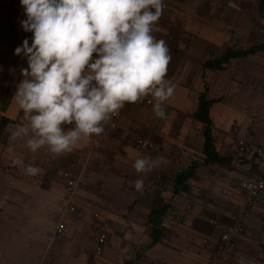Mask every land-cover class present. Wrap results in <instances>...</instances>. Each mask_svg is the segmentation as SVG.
<instances>
[{"label": "crops", "instance_id": "1", "mask_svg": "<svg viewBox=\"0 0 264 264\" xmlns=\"http://www.w3.org/2000/svg\"><path fill=\"white\" fill-rule=\"evenodd\" d=\"M167 1L169 13L159 20L161 30L154 35L157 39L165 40L172 50L167 76L176 85L175 93L166 105L167 119L157 118L151 105L126 102L120 115L112 120L114 127H106L105 132L111 141L105 147L102 146L100 152L112 153L116 163L124 162L123 169L116 174L121 178V186L134 194L131 195L132 211L128 215L122 217L110 209L93 211L89 219L93 247L96 239L95 212L110 219V229L109 242L103 254L97 257L92 249L91 264H125L127 261H134L135 264H209L222 232L233 223L232 215L241 216L246 231L230 264H243L241 261L249 257L251 248L264 244V203L248 206L240 187L244 177L253 173L264 176V162L257 166L254 157L241 155L236 150L238 137L264 145V52L232 59L222 69L204 68V63L219 56L226 46L239 44L249 49L256 44H264V13L260 12V0ZM11 6L18 8L15 15L26 17L20 0L0 2V35L4 39L8 37L1 39L0 45L4 48L0 51V119L5 116L15 121L23 113L12 97L22 79L21 68H27V59L14 53L28 38L25 32L18 35L22 27L20 19H12L13 14L7 11ZM11 26L17 27V34ZM28 40L31 46V40ZM206 86L211 98H220L212 104L210 116L217 150L223 156H231L224 163H204L206 124L188 116L197 110L199 95ZM17 125L19 123L12 122L5 128L3 140L8 139V143L0 141L2 162L11 163L12 160L35 154L25 147L24 139H11ZM234 127H238L237 133H234ZM129 135L138 136L136 140H151L160 145V149L156 151L138 142V145H133L125 139ZM105 136L104 143L107 140ZM94 138L72 152L79 154L75 167L77 171L74 173L87 168L89 160L95 157L91 153ZM111 143L114 149H106ZM86 147V151L81 152ZM10 148L12 151H9ZM141 157H164L167 162L161 163L147 175L137 174L133 164L135 159ZM193 162H197L198 167L195 175L187 180V190L175 192L176 174L189 168ZM256 168H259V172L255 171ZM164 175L172 179L168 178L164 183L161 179ZM95 178L90 177L89 182ZM139 178L145 183L143 192L136 191L134 187V182ZM20 181L18 178L11 181L6 179L10 187L3 186L1 183L4 181L0 182V189L1 186L9 189L0 193V216L11 219L12 213L16 214L20 209L16 221L22 218L28 221V213L35 215V212L28 209L27 205L23 209L13 207L8 201L18 202L16 197L20 195L13 193V187H21ZM63 185L60 220L69 221L70 214L81 208L78 194L85 186L75 195L77 210L69 211L65 204ZM53 198L58 204V197ZM159 198L169 203L170 207L157 226L160 228V238L151 245L149 215L154 201ZM190 205L192 212L186 210ZM48 208L47 205L44 207ZM44 209L41 208L40 216L46 217L49 212ZM213 219L218 223H213ZM54 229L51 233L52 242L56 240Z\"/></svg>", "mask_w": 264, "mask_h": 264}, {"label": "clouds", "instance_id": "2", "mask_svg": "<svg viewBox=\"0 0 264 264\" xmlns=\"http://www.w3.org/2000/svg\"><path fill=\"white\" fill-rule=\"evenodd\" d=\"M32 33L15 55L27 59L13 100L22 110L11 134L24 139L32 153L42 148L56 157L101 137L114 125L126 102L152 105L153 114L167 119L166 105L176 85L168 78L172 50L157 39L164 0H20ZM95 54V55H94ZM9 151H12L10 148ZM164 157L137 158V174L147 175ZM13 164L28 176L41 174L20 159ZM143 192L142 178L134 182Z\"/></svg>", "mask_w": 264, "mask_h": 264}, {"label": "rangeland", "instance_id": "3", "mask_svg": "<svg viewBox=\"0 0 264 264\" xmlns=\"http://www.w3.org/2000/svg\"><path fill=\"white\" fill-rule=\"evenodd\" d=\"M2 1L0 0V2ZM7 11L13 14L12 19H18V21L20 19V22L26 19L20 14L15 15V12L18 11L16 6L8 7ZM11 29L17 34L16 26H11ZM24 32L22 29L20 32L18 31V35ZM0 34L2 35V33ZM1 35L0 45L1 39L8 38L5 37L4 39V36ZM25 37L31 40L32 33L25 32ZM1 50H4V48L0 47ZM140 105L151 104L143 103ZM20 117L15 119L14 123L20 124ZM105 137L107 140L105 143L103 142L104 145L93 148L91 151L95 157L89 160L87 165L88 183L78 194L80 198L78 203L81 208L79 211L71 213V219L66 221L69 231L53 242L51 241V233L61 218V208L63 207V184H65L68 175L77 171L75 167L79 161V154L70 153L66 156L56 157L48 150H40L33 156L20 157L19 159L24 166L32 164L42 169L41 174L37 176L26 175L23 167L13 164L14 160L11 163H6L2 162L0 157V182L4 181L1 184L10 187V182L6 183V179L7 181H11L13 178L21 180V187L12 186L13 193L20 195L16 197V200L20 203L13 200L8 201L12 203L13 207L18 206L23 209L27 205L28 209L31 208L35 212V215L28 213V221H32L34 224L28 222L26 218L25 220L22 218L20 221H16V217H18L16 214L21 212L20 209L17 210L16 214L12 213L11 219L0 216V264H91L94 238L91 234V220L89 219L93 211H107L110 209L116 211L119 216L128 215L132 211L131 195L134 194L121 186V178L116 174L123 169L124 162L117 161L116 163L112 153L102 154L100 152L108 141H111L107 133ZM137 138L136 135L125 136V139L131 141L133 145H138ZM2 143L7 144L8 139L7 141L6 139L3 140ZM107 147L106 149L110 147L114 149L112 143ZM86 149L87 147L81 152H85ZM93 176L96 177V180L89 182L90 177ZM162 177L164 183L168 178L172 179L170 176L164 175ZM15 184L18 185L19 183ZM1 188L0 193L9 190L3 189L2 186ZM54 196L58 197V204L57 200L53 198ZM47 197H51L48 202H46ZM46 205L50 209H44ZM41 208L49 212L46 217L40 216ZM186 210L188 211V209ZM192 210L188 212H192ZM262 246L264 247L263 243L251 248L249 257L247 256L246 260L244 259L241 263L264 264V248Z\"/></svg>", "mask_w": 264, "mask_h": 264}, {"label": "built area", "instance_id": "4", "mask_svg": "<svg viewBox=\"0 0 264 264\" xmlns=\"http://www.w3.org/2000/svg\"><path fill=\"white\" fill-rule=\"evenodd\" d=\"M164 4L165 8L162 17L169 13L168 1L164 0ZM143 103L148 102L145 100ZM233 131L234 133H237L238 127H234ZM103 142L104 134L99 138H94V148L100 147ZM137 142L142 146L152 148L156 151L160 149V145L152 142L151 140L139 138ZM236 150L241 155H250L254 157L257 162H264V145L256 143L253 140L238 137L236 141ZM88 178L89 173L87 168H84L82 171L70 174L66 177L64 199L67 210H77L78 206L74 202L75 195L79 189L88 183ZM240 187L245 194V202L248 206H256L264 203V176L258 173H253L247 177H244L240 181ZM187 209L188 211H191L192 207L188 206ZM94 218L96 219L94 222V228L96 229V239L93 251L97 257H100L109 242L110 219L106 216H103L100 212H95ZM232 219L233 223L222 232L220 239L213 250L209 264H230L234 258L238 244L243 240L244 233L246 231V225L240 215H232ZM212 222L218 223L216 219H213ZM68 231L69 226L67 225L66 220L61 219L55 226L54 237L60 238Z\"/></svg>", "mask_w": 264, "mask_h": 264}, {"label": "trees", "instance_id": "5", "mask_svg": "<svg viewBox=\"0 0 264 264\" xmlns=\"http://www.w3.org/2000/svg\"><path fill=\"white\" fill-rule=\"evenodd\" d=\"M260 12L264 13V0H260ZM259 52H264V44H256L249 49H244L240 47L239 44L232 46H226L221 50V54L211 60H208L204 63L205 69L218 70L225 67L226 64H229L232 59L244 58L250 54H255ZM208 87L206 86L204 91L199 95V105L196 111L190 113L188 116L193 117L204 124H206L205 129V144L203 152L205 154L204 163H224L231 159V156H223L219 153L216 147L215 138L212 132V119L210 116V108L213 103L220 100V98H211L208 95ZM15 122L12 119H9L5 116H2L0 119V141L4 138L5 128L8 124ZM261 164L256 161V165ZM198 167L197 162H193L189 168L183 169L176 174L175 177V192L183 189L187 190V180L195 175L196 169ZM256 172H259V168L255 169ZM170 207V204L165 202L163 199L159 198L154 201V206L149 215V222L152 227V243L155 244L160 238V228L159 221L165 216L167 209ZM125 264H135L134 261H127Z\"/></svg>", "mask_w": 264, "mask_h": 264}]
</instances>
